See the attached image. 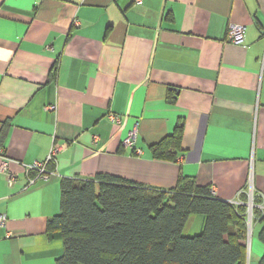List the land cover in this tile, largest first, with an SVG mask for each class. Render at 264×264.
<instances>
[{
    "label": "crops",
    "instance_id": "0c3cea01",
    "mask_svg": "<svg viewBox=\"0 0 264 264\" xmlns=\"http://www.w3.org/2000/svg\"><path fill=\"white\" fill-rule=\"evenodd\" d=\"M230 26L243 27L242 44L228 41ZM178 124L174 159H156L152 146ZM0 133V264H56L63 245L45 229L59 213V181L99 174L160 191L184 177L220 201L246 198L257 264L264 0H0ZM52 147L54 174L29 184L38 174L29 167ZM192 216L184 228L192 219L201 230L203 216Z\"/></svg>",
    "mask_w": 264,
    "mask_h": 264
},
{
    "label": "trees",
    "instance_id": "16d2710c",
    "mask_svg": "<svg viewBox=\"0 0 264 264\" xmlns=\"http://www.w3.org/2000/svg\"><path fill=\"white\" fill-rule=\"evenodd\" d=\"M182 129L178 124L152 146L156 159H174L168 151L179 148ZM59 182V213L45 229L63 245L56 264H250L244 197L242 204L223 202L184 177L170 191L103 174ZM253 204L255 221V198ZM192 215L203 216V229L187 237L183 228ZM258 239L264 245V226ZM257 264H264V253Z\"/></svg>",
    "mask_w": 264,
    "mask_h": 264
},
{
    "label": "built area",
    "instance_id": "2783aa9c",
    "mask_svg": "<svg viewBox=\"0 0 264 264\" xmlns=\"http://www.w3.org/2000/svg\"><path fill=\"white\" fill-rule=\"evenodd\" d=\"M75 24L79 26V23L77 24V22H75ZM242 34H243L242 26H230L227 32L228 41L233 45H240L243 42ZM47 111L56 112L57 104L54 103L53 105L49 106L47 108ZM109 119L113 124L119 122V117L114 115L109 116ZM124 143L129 147L133 146V141L131 137H129ZM56 151H57V147H52L46 162H36L29 167V171H36L38 173L34 176V178L29 180V184H32L37 180L48 181L52 177L54 173L53 172L49 173L46 170V164L48 160H50L56 154ZM5 176H6L7 185L9 187H12V185L15 182V176L8 173H6ZM213 193H214L213 190H210V194L213 195ZM5 223H6V217L4 215H0V226L1 227L5 226Z\"/></svg>",
    "mask_w": 264,
    "mask_h": 264
},
{
    "label": "rangeland",
    "instance_id": "374dc122",
    "mask_svg": "<svg viewBox=\"0 0 264 264\" xmlns=\"http://www.w3.org/2000/svg\"><path fill=\"white\" fill-rule=\"evenodd\" d=\"M201 217V215H193L191 218H199ZM192 222L195 224L194 227L192 229H190V226H192ZM197 221H192V219L189 220L188 224L186 225V227L184 228V231H183V235L184 236H187V237H193L195 235H198V233L200 234L202 229H203V225H202V228L201 230H198V222L196 224ZM253 228H254V225H253ZM249 257V256H248ZM252 259V258H251ZM249 260H250V257H249Z\"/></svg>",
    "mask_w": 264,
    "mask_h": 264
}]
</instances>
